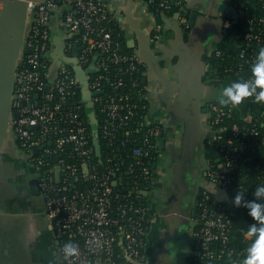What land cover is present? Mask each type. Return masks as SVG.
Wrapping results in <instances>:
<instances>
[{"label": "built area", "instance_id": "obj_1", "mask_svg": "<svg viewBox=\"0 0 264 264\" xmlns=\"http://www.w3.org/2000/svg\"><path fill=\"white\" fill-rule=\"evenodd\" d=\"M26 1L31 24L23 46L30 52L22 56L15 73L10 123L45 197V214L58 241L61 262L141 264L155 221L146 199L155 185L152 161L160 154L162 133L159 121L149 114L144 61L137 51H124L114 37L106 22L116 15L106 0ZM261 1L262 14L248 17L236 8L224 17L225 28L236 29L240 45L213 50L209 63L213 76L253 78L252 66L259 62L264 46ZM150 2L168 13L183 7L186 0ZM5 7L6 0H0V10ZM57 30L67 34L61 58L55 55ZM160 30L158 26L155 42ZM90 66L95 71L86 73ZM94 91L97 94L92 95ZM247 98L260 105L258 112L264 119V102ZM211 111L219 165L207 159L204 171L226 198L217 199L207 188L195 192L192 264H239L255 237L247 235L246 224H236L242 206H234L233 197L244 190L246 199H255L254 190L246 186L247 177L253 178L251 168L245 167L251 159L246 152L264 147V120L238 122L232 105L212 103ZM96 132L101 156L96 154ZM255 169L259 171L255 186L264 184V166ZM68 243L77 245V254L65 255Z\"/></svg>", "mask_w": 264, "mask_h": 264}, {"label": "crops", "instance_id": "obj_2", "mask_svg": "<svg viewBox=\"0 0 264 264\" xmlns=\"http://www.w3.org/2000/svg\"><path fill=\"white\" fill-rule=\"evenodd\" d=\"M240 1L243 10L257 0ZM106 2L116 15L126 47L144 61L149 114L162 129L160 154L152 161L155 185L146 199L155 223L150 225L141 264H174L188 251L187 263L192 264L194 195L200 188L213 191L204 167L207 159L219 160L211 104L219 103L224 86L242 77L217 78L209 67L215 48L233 50L240 45L236 29H226L223 23L236 6L232 0H186L177 11L166 13L150 0ZM9 9L7 16L0 17V264H62L45 214V197L34 192V171L17 145L11 123L1 116L8 79L25 54L21 41L31 24L24 3L13 1ZM158 26L160 38L155 42ZM66 38L63 30L54 34L57 58ZM232 106L244 115L261 111L258 103L245 99ZM214 192L217 199L226 198L224 191L215 188Z\"/></svg>", "mask_w": 264, "mask_h": 264}, {"label": "clouds", "instance_id": "obj_3", "mask_svg": "<svg viewBox=\"0 0 264 264\" xmlns=\"http://www.w3.org/2000/svg\"><path fill=\"white\" fill-rule=\"evenodd\" d=\"M258 60L259 62L252 66L253 78L233 81L220 90L217 97L220 105H239L247 97H254L257 102H264V46L259 50ZM212 190L215 191V188L213 187ZM252 195L255 199H246L242 192H237L233 197L234 206L247 208L248 214L260 221L258 224H250L247 228V235L255 239L247 247L246 255L239 264H264V184L257 185ZM64 253L66 256L77 254V245L65 244ZM127 259L131 258L127 257Z\"/></svg>", "mask_w": 264, "mask_h": 264}, {"label": "trees", "instance_id": "obj_4", "mask_svg": "<svg viewBox=\"0 0 264 264\" xmlns=\"http://www.w3.org/2000/svg\"><path fill=\"white\" fill-rule=\"evenodd\" d=\"M232 4H234L236 6V8H241L242 7V2L240 0H232ZM261 5H262V1L261 0H257L255 6L244 7L243 10L246 12V15L248 17H250L252 15L254 16V15L262 14L263 13V9L261 8ZM178 9L179 8H175L173 10V12L174 11H177ZM170 13H172V12H170ZM245 19H246L245 17L242 18V21H245ZM106 23L113 29V31H114V37L117 39V41H119L122 44V46L124 48V51L130 52V49L127 48L126 45H125V43H124L123 34H122V31L120 30V26H119L117 20L116 19H112V20L107 21ZM226 49H228V48H226ZM137 73L139 75V72H137ZM246 99L249 100V98H245V100ZM235 111L236 112L234 114V118L238 122H242V123H244V122H252L255 118H259L261 121L264 120L263 117L260 115V112H256L255 110H251L250 113H248L244 117H242L244 114L240 113L238 111V109L235 108ZM224 133L227 136L229 134V132L227 130H225ZM239 141L240 140H238V142ZM238 144H240V142ZM246 154L251 159H249V161H247L245 167H248L249 166L251 168V170H249L248 172L250 173V175L253 176V178L247 177L248 179H247L246 186L248 187L249 190H255V188H256V186H255V181H256L255 178H256L257 173H259V171L255 169V167L257 165L264 166V147L258 148L255 151L248 150L246 152ZM215 163H216L217 166L219 165V162H216L215 161ZM241 192H244V190L241 191ZM247 199L248 200H252V198H250V197H248ZM237 214L239 215V216L237 215V218H236V224L238 226H240V225L245 226L244 224H246V226H249L250 225L249 222L258 221L256 219H254L253 217H251L248 214V209L245 208V207H243V206L239 209V211L237 212ZM246 228H248V227H246Z\"/></svg>", "mask_w": 264, "mask_h": 264}, {"label": "water", "instance_id": "obj_5", "mask_svg": "<svg viewBox=\"0 0 264 264\" xmlns=\"http://www.w3.org/2000/svg\"><path fill=\"white\" fill-rule=\"evenodd\" d=\"M13 1L24 3L26 5V9H27V13H28L27 1L26 0H6V7H5V9L3 11L0 10V17H4V16L8 15V13L10 12L9 4L11 2H13ZM57 1L60 2L61 0H57ZM24 38H25V34L23 35V38H22V41H21V46L24 43ZM24 50H25L24 51L25 53H29L30 52V48L29 47H25ZM74 54L75 55L77 54V48H75ZM20 65H21V61L19 62V64H16V62H15V66L13 68V71H12V73H11L9 79H8V83H7V90H8L7 103H6V108L4 109V111H3L2 115H1L3 121L5 123H7V124L10 122L11 115H12L11 114V97H12V93H13V84H14L15 73L17 71L18 66H20ZM94 71H95V69L93 67H91V66L86 69V73H93ZM95 94H97V92L94 91L92 93V95H95ZM86 98L90 99L89 93L86 94ZM88 107L89 108L92 107L90 102L88 103ZM13 115H14L15 118L19 117V113L18 112H15ZM95 135H96V138L94 140V144H95V148H96V154H97V156H101V145H100V140L98 138V132H96ZM32 170L34 171L33 168H32ZM33 189H34L35 193H39L40 194V190H39L37 182H34Z\"/></svg>", "mask_w": 264, "mask_h": 264}, {"label": "flooded vegetation", "instance_id": "obj_6", "mask_svg": "<svg viewBox=\"0 0 264 264\" xmlns=\"http://www.w3.org/2000/svg\"><path fill=\"white\" fill-rule=\"evenodd\" d=\"M57 244H58V241H57ZM189 256H190V253L188 251L187 254L184 255V257L182 258V260L179 259V262L176 261L174 264H188L187 261H188Z\"/></svg>", "mask_w": 264, "mask_h": 264}, {"label": "bare ground", "instance_id": "obj_7", "mask_svg": "<svg viewBox=\"0 0 264 264\" xmlns=\"http://www.w3.org/2000/svg\"><path fill=\"white\" fill-rule=\"evenodd\" d=\"M252 16H253V15H252ZM154 223H155V222H154ZM154 223H153V224H154ZM152 227H153V226H152ZM153 232H154V231H153Z\"/></svg>", "mask_w": 264, "mask_h": 264}]
</instances>
